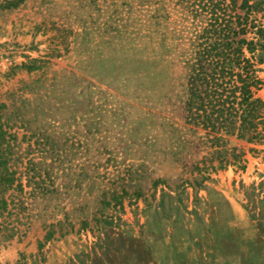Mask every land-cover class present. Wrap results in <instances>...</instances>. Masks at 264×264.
<instances>
[{
    "label": "rangeland",
    "instance_id": "rangeland-1",
    "mask_svg": "<svg viewBox=\"0 0 264 264\" xmlns=\"http://www.w3.org/2000/svg\"><path fill=\"white\" fill-rule=\"evenodd\" d=\"M194 23L181 0H0V264H264V138L185 120Z\"/></svg>",
    "mask_w": 264,
    "mask_h": 264
},
{
    "label": "trees",
    "instance_id": "trees-1",
    "mask_svg": "<svg viewBox=\"0 0 264 264\" xmlns=\"http://www.w3.org/2000/svg\"><path fill=\"white\" fill-rule=\"evenodd\" d=\"M196 32L186 61L185 120L209 134L264 138V0H181ZM260 17L257 18V15ZM13 183L0 174V191ZM2 204L5 202L2 200Z\"/></svg>",
    "mask_w": 264,
    "mask_h": 264
}]
</instances>
